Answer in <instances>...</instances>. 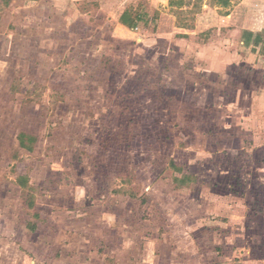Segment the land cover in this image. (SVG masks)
<instances>
[{"label": "rangeland", "instance_id": "obj_1", "mask_svg": "<svg viewBox=\"0 0 264 264\" xmlns=\"http://www.w3.org/2000/svg\"><path fill=\"white\" fill-rule=\"evenodd\" d=\"M171 1L0 0V264H264V0Z\"/></svg>", "mask_w": 264, "mask_h": 264}, {"label": "trees", "instance_id": "obj_2", "mask_svg": "<svg viewBox=\"0 0 264 264\" xmlns=\"http://www.w3.org/2000/svg\"><path fill=\"white\" fill-rule=\"evenodd\" d=\"M175 4V1H171V5ZM219 4H222L223 7H228L229 6V0H219Z\"/></svg>", "mask_w": 264, "mask_h": 264}, {"label": "crops", "instance_id": "obj_3", "mask_svg": "<svg viewBox=\"0 0 264 264\" xmlns=\"http://www.w3.org/2000/svg\"><path fill=\"white\" fill-rule=\"evenodd\" d=\"M13 1H17V0H13ZM244 44V43H243Z\"/></svg>", "mask_w": 264, "mask_h": 264}]
</instances>
